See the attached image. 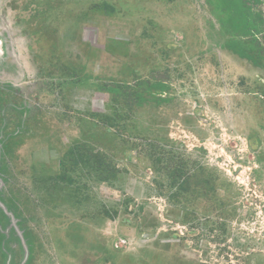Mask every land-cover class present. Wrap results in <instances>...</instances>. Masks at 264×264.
Masks as SVG:
<instances>
[{"label": "rangeland", "instance_id": "obj_1", "mask_svg": "<svg viewBox=\"0 0 264 264\" xmlns=\"http://www.w3.org/2000/svg\"><path fill=\"white\" fill-rule=\"evenodd\" d=\"M83 130L119 172L77 202ZM0 264H264V0H0Z\"/></svg>", "mask_w": 264, "mask_h": 264}, {"label": "trees", "instance_id": "obj_2", "mask_svg": "<svg viewBox=\"0 0 264 264\" xmlns=\"http://www.w3.org/2000/svg\"><path fill=\"white\" fill-rule=\"evenodd\" d=\"M102 6L109 12L113 11V7L105 2L96 5L97 8H102ZM147 86H143L142 82L136 85L119 83L117 86V94L114 97L116 103L113 106V110L110 113L92 112L91 118L97 119L87 120L88 123L91 124L92 128L93 126L96 128L102 127L104 130L102 137L104 139L110 136L109 134H115L114 131L112 132V129L118 132L125 131L128 135L136 136V134H139L137 126H131L128 129L126 128V122L131 118L134 109L137 106L140 107L149 99L145 95L151 93L152 85L149 84ZM121 103H123L122 108H120ZM99 138L96 132L92 131L88 134V130H83L82 137L72 143L61 162V172L55 178L52 177L55 181L53 185L55 191H67L69 194L65 195L73 198L77 202L81 200L80 197H84L88 201L90 195L82 194L84 189H89L90 187V181L88 180L91 179L93 181L114 184L118 177L119 168L113 163V159L109 156L107 150H104L106 144L103 146L104 149L93 144V142L99 141ZM150 144L152 147L157 145L156 142H150ZM179 169L177 170L179 171ZM200 183L202 186L208 184L205 177L202 178ZM180 185L181 188L188 189V181H184ZM103 211L106 216L111 217L113 215L109 208L104 207ZM114 213L117 212L115 211Z\"/></svg>", "mask_w": 264, "mask_h": 264}]
</instances>
